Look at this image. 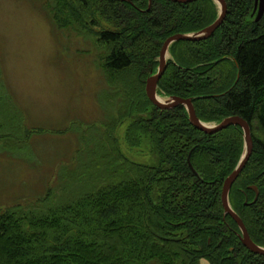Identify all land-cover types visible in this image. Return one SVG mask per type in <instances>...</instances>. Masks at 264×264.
Wrapping results in <instances>:
<instances>
[{
  "label": "trees",
  "instance_id": "obj_1",
  "mask_svg": "<svg viewBox=\"0 0 264 264\" xmlns=\"http://www.w3.org/2000/svg\"><path fill=\"white\" fill-rule=\"evenodd\" d=\"M224 1L226 17L210 38L169 47L157 94L191 99L204 123L238 116L249 124L252 154L230 189L229 203L251 241L264 247V14L255 22L254 0ZM46 3L56 27L95 36L107 49L100 66L113 91L116 115L72 181L109 183L46 212L36 206L0 212V264H198L201 259L264 264V256L243 247L237 225L221 205L223 181L243 152L241 129L202 133L191 126L183 106L161 111L145 95L166 39L212 24L216 4ZM102 22L107 27L96 29ZM127 120L126 145L137 148L148 140L159 156L157 166L132 162L118 149L112 132ZM15 133L11 128L0 141L12 144L9 137ZM251 187L258 191L254 203Z\"/></svg>",
  "mask_w": 264,
  "mask_h": 264
},
{
  "label": "rangeland",
  "instance_id": "obj_2",
  "mask_svg": "<svg viewBox=\"0 0 264 264\" xmlns=\"http://www.w3.org/2000/svg\"><path fill=\"white\" fill-rule=\"evenodd\" d=\"M45 2L0 0V135L16 128L14 146L0 141V212H46L109 183L72 181L116 115L100 66L107 49L95 36L56 27ZM128 122L112 132L118 149L132 162L157 166L148 140L126 145Z\"/></svg>",
  "mask_w": 264,
  "mask_h": 264
},
{
  "label": "water",
  "instance_id": "obj_3",
  "mask_svg": "<svg viewBox=\"0 0 264 264\" xmlns=\"http://www.w3.org/2000/svg\"><path fill=\"white\" fill-rule=\"evenodd\" d=\"M167 1H171L174 3H191L198 0H167ZM212 1L216 4L218 8L217 18L212 24H210L203 30L196 33L177 34L171 36L168 39H166V41L163 43L159 52V57L157 59L158 62L157 70L154 74H150V76L147 78L145 82V95L147 99L161 111L169 110L177 106H183L186 109L188 121L191 124V126H193L196 130L202 133L211 135L220 132L230 126L239 127L241 129L242 138H243V152L234 170L223 181L222 190H221V205L224 210V215L230 216L231 219L237 225L240 232L238 234V237L243 247H245L248 251H250L253 254L264 256V247H260L251 241L243 222L238 217V215L232 210L229 203L230 189L233 183L240 175V173L242 172V170L244 169L247 161L249 160L252 154L253 144H252L251 130L249 124L238 116L226 117L222 121L216 124L204 123L197 118L191 99H182L175 96L164 98L158 96L157 94V85L159 80L163 76L164 70L166 68V62L168 60L167 56L169 55L168 50L169 47L172 45V43L177 41L199 42V41L207 40L223 23L227 11L226 3L224 0H212ZM253 14H255L254 17L255 22H258L262 18L264 14V0H254ZM251 189L255 191V198L253 200L254 203L257 200L258 191L255 187H251Z\"/></svg>",
  "mask_w": 264,
  "mask_h": 264
},
{
  "label": "flooded vegetation",
  "instance_id": "obj_4",
  "mask_svg": "<svg viewBox=\"0 0 264 264\" xmlns=\"http://www.w3.org/2000/svg\"><path fill=\"white\" fill-rule=\"evenodd\" d=\"M170 58V57H169ZM158 86V85H157ZM255 192V191H254Z\"/></svg>",
  "mask_w": 264,
  "mask_h": 264
},
{
  "label": "clouds",
  "instance_id": "obj_5",
  "mask_svg": "<svg viewBox=\"0 0 264 264\" xmlns=\"http://www.w3.org/2000/svg\"><path fill=\"white\" fill-rule=\"evenodd\" d=\"M206 264H207V262H206Z\"/></svg>",
  "mask_w": 264,
  "mask_h": 264
}]
</instances>
